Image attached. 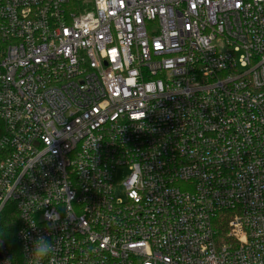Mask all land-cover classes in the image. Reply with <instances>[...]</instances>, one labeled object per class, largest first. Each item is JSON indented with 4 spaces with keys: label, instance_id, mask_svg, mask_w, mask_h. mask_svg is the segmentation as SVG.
<instances>
[{
    "label": "built area",
    "instance_id": "2783aa9c",
    "mask_svg": "<svg viewBox=\"0 0 264 264\" xmlns=\"http://www.w3.org/2000/svg\"><path fill=\"white\" fill-rule=\"evenodd\" d=\"M0 122L23 264H264V0H0Z\"/></svg>",
    "mask_w": 264,
    "mask_h": 264
},
{
    "label": "trees",
    "instance_id": "16d2710c",
    "mask_svg": "<svg viewBox=\"0 0 264 264\" xmlns=\"http://www.w3.org/2000/svg\"><path fill=\"white\" fill-rule=\"evenodd\" d=\"M2 130L3 124L0 122V136ZM5 156L6 152L0 148V163L4 160ZM19 228L20 218L18 211L14 204L8 203L0 214V239L9 249L15 264H23L20 245L16 238ZM223 231H226V227Z\"/></svg>",
    "mask_w": 264,
    "mask_h": 264
},
{
    "label": "clouds",
    "instance_id": "9594fccd",
    "mask_svg": "<svg viewBox=\"0 0 264 264\" xmlns=\"http://www.w3.org/2000/svg\"><path fill=\"white\" fill-rule=\"evenodd\" d=\"M45 217L51 221L53 217L59 218L58 214L53 212H46ZM55 223H49V228L54 229ZM34 230L37 228V225L35 222H33L30 225ZM55 251L54 246L49 241L47 236L45 235H37L34 240H32V248L30 250V253L33 257L36 258V264H39L40 261H42L44 258L48 257L51 253Z\"/></svg>",
    "mask_w": 264,
    "mask_h": 264
},
{
    "label": "rangeland",
    "instance_id": "374dc122",
    "mask_svg": "<svg viewBox=\"0 0 264 264\" xmlns=\"http://www.w3.org/2000/svg\"><path fill=\"white\" fill-rule=\"evenodd\" d=\"M128 174V170L127 169H122L119 171L118 175H117V180L120 183Z\"/></svg>",
    "mask_w": 264,
    "mask_h": 264
}]
</instances>
